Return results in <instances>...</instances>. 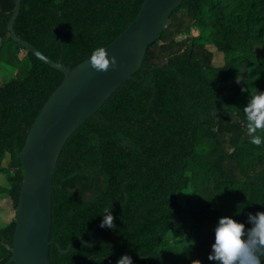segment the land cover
Here are the masks:
<instances>
[{
	"label": "trees",
	"instance_id": "1",
	"mask_svg": "<svg viewBox=\"0 0 264 264\" xmlns=\"http://www.w3.org/2000/svg\"><path fill=\"white\" fill-rule=\"evenodd\" d=\"M143 1L21 0L13 30L73 69L114 41ZM14 2L0 0V62L15 72L0 84V196L16 210L18 154L63 74L9 37ZM261 92L264 0H183L140 69L65 142L52 178L49 263L118 264L126 254L131 264H220L209 259L220 219L247 233L249 215L264 213V144L251 143L245 111ZM105 208L111 228L100 227ZM14 228L15 217L0 227V264Z\"/></svg>",
	"mask_w": 264,
	"mask_h": 264
},
{
	"label": "water",
	"instance_id": "2",
	"mask_svg": "<svg viewBox=\"0 0 264 264\" xmlns=\"http://www.w3.org/2000/svg\"><path fill=\"white\" fill-rule=\"evenodd\" d=\"M182 1L144 0L135 18L104 48L107 60L104 69L94 67L90 58L68 69L60 61H52L16 36L13 22L21 0H15L14 10L7 22L9 37L43 63L60 71L63 80L39 111L18 154L24 178L15 210L11 256L4 264H50L52 178L65 142L121 84L140 69L148 47L158 40L170 14ZM75 240L72 239L65 250L57 247L60 252L66 253ZM97 243L93 240V244Z\"/></svg>",
	"mask_w": 264,
	"mask_h": 264
},
{
	"label": "clouds",
	"instance_id": "3",
	"mask_svg": "<svg viewBox=\"0 0 264 264\" xmlns=\"http://www.w3.org/2000/svg\"><path fill=\"white\" fill-rule=\"evenodd\" d=\"M91 64L97 69H104L107 65L103 47L93 50L90 56ZM247 129L250 133V141L253 144H264V136L258 134L264 132V92L252 96L251 103L246 107ZM108 215L104 217L100 227H113L111 209L105 208ZM253 222L251 229L244 230V224L224 217L219 221L215 229V242L212 245L214 253L209 259L218 260L220 264H264V213L249 215ZM118 264H131V257L123 255ZM194 264H199L195 261Z\"/></svg>",
	"mask_w": 264,
	"mask_h": 264
},
{
	"label": "rangeland",
	"instance_id": "4",
	"mask_svg": "<svg viewBox=\"0 0 264 264\" xmlns=\"http://www.w3.org/2000/svg\"><path fill=\"white\" fill-rule=\"evenodd\" d=\"M197 34V28H193L191 35L195 36ZM215 53V52H214ZM222 55L219 53L214 54L213 65L222 64ZM15 74L13 68L8 65V63L0 62V84L9 78L13 77ZM5 177L0 175V184H5ZM15 217V210L12 207L10 200L5 196H0V227L10 222Z\"/></svg>",
	"mask_w": 264,
	"mask_h": 264
}]
</instances>
